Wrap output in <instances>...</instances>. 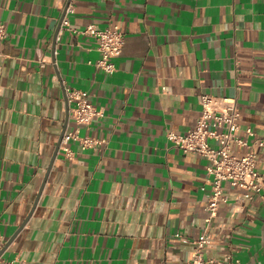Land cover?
Listing matches in <instances>:
<instances>
[{
  "label": "crops",
  "instance_id": "obj_1",
  "mask_svg": "<svg viewBox=\"0 0 264 264\" xmlns=\"http://www.w3.org/2000/svg\"><path fill=\"white\" fill-rule=\"evenodd\" d=\"M69 2L0 0V245L30 217L4 256L188 264L209 232L207 258L264 264V190L247 199L227 186L209 224L208 162L168 139L195 126L203 93L234 97L264 176V0H76L56 36ZM92 24L125 33L113 73L98 65L97 37L80 32ZM68 87L102 110L82 132L106 143H66L72 157L61 145L46 180L63 132L76 128Z\"/></svg>",
  "mask_w": 264,
  "mask_h": 264
},
{
  "label": "built area",
  "instance_id": "obj_2",
  "mask_svg": "<svg viewBox=\"0 0 264 264\" xmlns=\"http://www.w3.org/2000/svg\"><path fill=\"white\" fill-rule=\"evenodd\" d=\"M76 0H70L63 18L61 30L71 27V15L75 13ZM89 33L99 40V51L102 56L98 65L106 72L113 73L117 70L115 60L122 55L125 45V33L119 25L106 29H99L96 25H89L80 31ZM7 34V25L0 24V43ZM42 67L46 63L42 61ZM67 95L70 103L72 118L76 128L66 132L62 147L72 157L74 150L66 143H78L82 149L93 148L97 150L106 141L97 139L90 134H83V128L89 127L95 118L103 115L90 99L86 90L68 87ZM202 113L193 128L186 133H178L174 130L168 132V139L175 147L184 153H195L207 160L208 180L212 184L208 210L211 223L216 217L221 205L229 200L227 186L237 187L243 191L242 197L252 199L263 193V174L258 170V155L252 150L250 137L255 136L253 129L247 130L248 136L239 134L241 130V108L234 97L217 96L211 93H203L201 96ZM263 144V143H262ZM234 145L248 148V151L239 155ZM1 240V238H0ZM209 244V232L194 241L192 259L188 264H244L240 259L228 256L226 262L217 258H207L205 249ZM4 248L0 245V251ZM0 264H27L20 255L15 258H7L4 254L0 257Z\"/></svg>",
  "mask_w": 264,
  "mask_h": 264
},
{
  "label": "water",
  "instance_id": "obj_3",
  "mask_svg": "<svg viewBox=\"0 0 264 264\" xmlns=\"http://www.w3.org/2000/svg\"><path fill=\"white\" fill-rule=\"evenodd\" d=\"M63 18H64V16L62 17V20H61V23H60V26H59V28H58V31H57L56 36H58V34H59L60 30H61V26H62ZM65 132H66V130H65V131L63 132V134H62V137H61V139H60V142H59L58 147H57V149H56V152H55V154H54V157H53V160H52V163H51L50 169H49L48 174H47V176H46V180H47V178H48V176H49V172H50V170H51V168H52V166H53V164H54V162H55V159H56V157H57V155H58V153H59V151H60V148H61V145H62V142H63L64 136H65ZM46 180H45V182H46ZM34 209H35V207L33 208L32 213H33ZM32 213H30L29 216H31ZM29 218H30V217H29ZM29 218L27 219V221H25V223L23 224V226H25V224L28 222ZM23 226L17 231V233L12 237V239L7 243L6 247H4V248L0 251V257L5 253V251L7 250V248L12 244L13 240L16 238V236H17V235L19 234V232L22 230Z\"/></svg>",
  "mask_w": 264,
  "mask_h": 264
}]
</instances>
